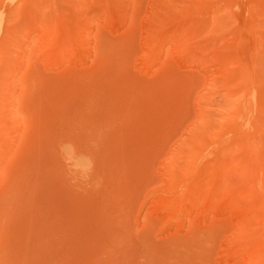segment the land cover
<instances>
[{
    "label": "rangeland",
    "instance_id": "obj_1",
    "mask_svg": "<svg viewBox=\"0 0 264 264\" xmlns=\"http://www.w3.org/2000/svg\"><path fill=\"white\" fill-rule=\"evenodd\" d=\"M0 264H264V0H0Z\"/></svg>",
    "mask_w": 264,
    "mask_h": 264
},
{
    "label": "bare ground",
    "instance_id": "obj_2",
    "mask_svg": "<svg viewBox=\"0 0 264 264\" xmlns=\"http://www.w3.org/2000/svg\"><path fill=\"white\" fill-rule=\"evenodd\" d=\"M70 149H68V151H69ZM67 151V153H70V152H68ZM72 154V152L70 153V155ZM75 156H76V154H74ZM72 158H70V159H72L73 160V155L71 156ZM79 157V156H78ZM84 160H86V159H84ZM74 161H75V163L74 164H77L79 167H80V165L82 164V161L80 160V157H79V159L78 158H75L74 159ZM80 161V162H79ZM83 162H86V161H83ZM79 163H81L80 165H79ZM84 166V165H83ZM83 166H82V168H83ZM85 167V166H84ZM81 169V168H80ZM84 169V168H83Z\"/></svg>",
    "mask_w": 264,
    "mask_h": 264
}]
</instances>
